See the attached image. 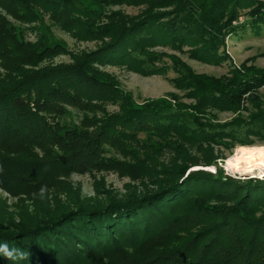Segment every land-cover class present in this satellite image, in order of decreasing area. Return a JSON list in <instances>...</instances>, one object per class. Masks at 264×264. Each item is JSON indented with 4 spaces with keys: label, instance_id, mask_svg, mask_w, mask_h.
<instances>
[{
    "label": "trees",
    "instance_id": "trees-1",
    "mask_svg": "<svg viewBox=\"0 0 264 264\" xmlns=\"http://www.w3.org/2000/svg\"><path fill=\"white\" fill-rule=\"evenodd\" d=\"M126 1L144 9L133 18L104 12ZM45 16L99 46L52 64L68 53L63 42H28L13 23L39 36ZM248 31L264 32V0H0V188L45 199L32 215L0 214V244L25 253L0 255V264H264V182H239L218 167L236 144L264 141V69L242 65L216 78L170 56L183 95L135 106L97 68L162 75L158 48L221 66L228 39ZM111 103L118 112H107ZM69 109L82 114L79 124L66 122ZM219 113L235 117L220 122ZM165 151L169 162L159 159ZM212 165L215 174L194 170ZM108 170L141 189L47 199L73 173Z\"/></svg>",
    "mask_w": 264,
    "mask_h": 264
},
{
    "label": "rangeland",
    "instance_id": "rangeland-1",
    "mask_svg": "<svg viewBox=\"0 0 264 264\" xmlns=\"http://www.w3.org/2000/svg\"><path fill=\"white\" fill-rule=\"evenodd\" d=\"M124 5H119L112 8H105V13L118 12L121 16L133 18L140 14L144 9V6H135L129 4L128 1ZM85 4L92 6L91 2H85ZM93 7V6H92ZM94 8V7H93ZM244 17L240 21H244ZM45 24L49 26V29L45 27L44 24H36L35 28L38 29L39 36H36L29 28V25L19 24L13 22L16 27L20 28L25 34V40L28 42L35 43L38 38L45 40L46 42H54L58 40L63 42V44L68 49V53L65 55H60L51 60L54 65L73 64L77 59H79L83 53L95 50L100 42L99 41H86L72 37L70 34L65 33L60 29L59 26L53 25L49 21V17L45 16ZM158 53H163L165 58L160 63L166 71L162 75H157L153 77H143L141 75L135 74L129 71L123 66H97L101 71L110 74L118 84V88L121 93L132 97V101L135 106H142L143 104L166 98L169 94H178L182 96L183 93L177 91L174 88L172 81L177 79V74L172 69V62L170 56L177 57L188 64L197 74L208 75L216 78H221L224 76H229V72L234 67H241L246 65L247 67L254 66L259 69H264V32L261 35L252 34L248 31L246 36L233 37L228 39L226 45V54L229 59L224 61L221 66H213L209 64L200 63L191 60L188 55L181 54L172 51L169 48H158ZM50 62V61H48ZM48 62H46L48 64ZM50 62V63H51ZM0 74H5L4 69L0 66ZM120 105L118 103L107 104V112L110 114L119 111ZM69 117L65 120L68 124H79L82 119V114L77 110L69 109ZM245 116L246 113H243ZM218 120L220 122L230 121L235 117L232 113H219L217 114ZM258 143H264L257 142ZM232 152L224 153L227 159ZM111 157L120 158V156L114 152L110 151L108 153ZM172 158V153L170 151H165L159 156L160 161L169 162ZM121 159V158H120ZM225 159V160H226ZM223 161V160H219ZM218 167L223 171L224 169L218 163ZM208 167H198L194 170L201 169L207 171ZM225 173V172H224ZM226 175V174H225ZM228 176V175H227ZM231 177V176H229ZM232 178V177H231ZM234 179V178H233ZM239 182H246V180L255 179H245L239 180L234 179ZM59 188L51 191V194L47 196V199L55 201L54 197H58L60 200L55 202H61V204L69 203L72 195L75 193H80L81 198L88 201H96L105 197L103 191H112L120 195L127 193L128 188L139 187L141 189L140 181H133L130 178L120 175L118 172L108 170L92 173L81 174L73 173L70 178L65 180L62 179V183ZM42 195L37 198H24L19 200V198L12 197L8 192L0 188V214L2 216L13 215L15 219H19V215L23 212L27 215H32L35 212L36 206H38L45 199ZM59 204H50L54 207L59 206ZM11 217V216H10Z\"/></svg>",
    "mask_w": 264,
    "mask_h": 264
},
{
    "label": "clouds",
    "instance_id": "clouds-1",
    "mask_svg": "<svg viewBox=\"0 0 264 264\" xmlns=\"http://www.w3.org/2000/svg\"><path fill=\"white\" fill-rule=\"evenodd\" d=\"M226 175L234 179L245 180L248 178L264 182V143L253 145L236 144L231 155L218 161ZM207 171L215 174L217 167L209 166ZM43 191V189L41 190ZM0 255L8 260L24 259L25 253L18 248L0 244Z\"/></svg>",
    "mask_w": 264,
    "mask_h": 264
}]
</instances>
